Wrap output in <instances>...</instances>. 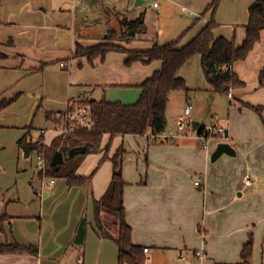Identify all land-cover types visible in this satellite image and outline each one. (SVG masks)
Returning <instances> with one entry per match:
<instances>
[{"label":"crops","instance_id":"1","mask_svg":"<svg viewBox=\"0 0 264 264\" xmlns=\"http://www.w3.org/2000/svg\"><path fill=\"white\" fill-rule=\"evenodd\" d=\"M255 1L221 0L213 17L212 10L206 11L214 0H0V53L6 55L0 59V102L16 99L12 106L18 105L28 93L40 87L43 96L34 98V103L44 104L38 109L46 118L44 125L48 126L41 128L39 140L44 134V142L50 145L60 133L49 114L54 116L65 111L83 92L94 99L106 95L110 101L133 104L141 95L138 86L161 68L160 61L150 65L137 62L127 67V54L117 52L109 53L104 61L96 59L93 65L86 58L65 62L75 51L76 43L85 47L96 45L110 30H104L103 36L93 37L80 32L81 25H95L104 14L102 11L112 10L111 7L120 10V14L121 10H127V15L123 13L121 18L128 20L144 15L147 34L131 44L119 42L128 50L137 51L148 50L156 43H170L185 34L179 43L183 47L213 17L217 23L215 36L235 40L240 46L245 40L250 7ZM168 13L177 17L170 27L163 23ZM55 64L64 71L55 68ZM62 64L67 67L63 68ZM263 69L264 30L247 59L233 66L245 87L233 90L232 97L213 91L203 74L200 55L179 71L189 91H181L185 93L180 103L183 108L173 118L180 120L187 105L192 104L191 120L202 121L210 116L213 123L228 132V138L219 135L211 139L207 149L200 134L193 130L181 138H176V132L165 131L157 141L150 139V132L115 139L111 155L123 143L128 151L123 165L127 183L123 203L126 221L133 229V243L149 250L146 264L166 259L200 264L201 250L205 251V264H239L243 262L241 251L250 236L254 237L252 264H264V110L260 115L243 106L264 107V79L260 80ZM177 94L172 92L169 96L168 117ZM199 96L204 102L200 105L205 107L203 110L198 105ZM24 129L25 134L19 141L29 129L30 133L29 144L23 146L39 141L32 140V125ZM47 133L51 135L49 140ZM173 137L175 143L167 142ZM223 142L233 147L235 156L224 153L212 161V154ZM34 151L31 146L29 157ZM102 157V154L95 155L92 166ZM76 173L81 176L79 169ZM112 173L111 162H105L96 174L95 194L86 197V205L91 201L94 206V199L100 200L105 195ZM198 178L201 186L195 184ZM10 183L0 178V216L9 217L4 229L0 228V244L38 247L39 254L0 253V264H91L93 245L102 262L109 261L110 255L118 251L115 241L98 234L95 206L88 233L90 244L85 249V240L81 245L75 244L84 216L83 205L73 216L75 203L83 200L82 194L76 191L81 186L71 187L66 180L65 186L61 184L48 193L43 188L27 190ZM107 215L102 213V219L108 220ZM115 221L110 222L113 236L119 230ZM88 224L86 218L85 237Z\"/></svg>","mask_w":264,"mask_h":264},{"label":"trees","instance_id":"2","mask_svg":"<svg viewBox=\"0 0 264 264\" xmlns=\"http://www.w3.org/2000/svg\"><path fill=\"white\" fill-rule=\"evenodd\" d=\"M221 0H214L206 12L212 10L213 17ZM250 20L246 26V37L242 45H237L235 40L224 37H216L214 34L217 23L214 18L207 26L188 44L179 47V43L185 34L177 40L167 44L156 43L148 50H128L122 44H131L139 37L147 34L148 28L145 16L135 20L127 18L120 19L121 29H111L103 40L93 46L85 47L76 43L75 51L65 62L73 59L86 58L93 65L96 59L104 61L111 52L127 54L125 65L130 67L134 63L150 65L155 61L161 62V68L151 77L146 79L138 88L141 95L137 102L126 104L121 101H110L106 95L100 99L93 100L92 96L83 100L91 109V117L94 120L92 131L79 130L58 135L50 145L30 143L33 150H38L46 157V167L41 170L39 177L46 176L66 178L69 186H86L92 177L77 175L76 159L90 154H102L101 165L105 161L112 164V180L105 195L100 200L94 199L95 221L97 232L103 238H110L118 246V264H146L147 256L144 248L137 246L132 241L133 229L126 221V212L123 203V190L127 183L123 178V165L128 155L124 143L111 155L113 142L118 137L144 136L149 132L151 140L157 141L168 126L167 106L169 96L172 92H188L186 81L179 76V71L195 56L202 58V69L213 91L221 95L229 96L233 90L245 87V83L234 72L233 66L239 61L246 60L261 39L264 30V0H256L250 7ZM122 43V44H119ZM6 55L0 53V59ZM264 79V69L260 80ZM16 99L3 100L0 102V113L10 107ZM244 107L253 109L262 115L264 107L243 104ZM49 118H53L51 114ZM29 132L19 141L21 146L29 144ZM203 135V131L199 133ZM109 136L108 142L104 144L105 138ZM217 136H208L209 140ZM155 138V139H154ZM168 140V141H167ZM169 142L171 139H167ZM175 143V142H174ZM86 147V153L69 156L74 148ZM62 152L65 158L63 165L52 166V158L56 152ZM93 176V175H92ZM54 179V178H53ZM110 196V197H109ZM119 202V203H118ZM102 213H107L116 218L115 223L119 230L117 236L111 235L109 230L103 226ZM7 216H0V228L4 229ZM199 233L202 230L199 228ZM30 252L39 254L38 247L23 246L19 243L0 244V253H22ZM254 252V237L241 251L242 263L252 264Z\"/></svg>","mask_w":264,"mask_h":264},{"label":"rangeland","instance_id":"3","mask_svg":"<svg viewBox=\"0 0 264 264\" xmlns=\"http://www.w3.org/2000/svg\"><path fill=\"white\" fill-rule=\"evenodd\" d=\"M157 3L159 4L161 2L157 1ZM111 9L112 10H107V11L103 10L102 12L104 14L102 15V17H99V20L97 21L95 25L92 24L88 27L81 25L79 31L86 35H90L93 37H99V36H103V31L106 29L120 30L121 24H120L119 18L122 19L121 17L123 13L124 15H127V10H124V11L121 10L122 14H120L119 12L120 10H115V7L113 8L111 7ZM85 13L86 11H84V14ZM176 19L177 17L174 14L170 15L168 13L166 17H164L163 23L166 27H170ZM57 67L59 68V70L64 71L62 70L59 64H55V68ZM53 78L54 76H51V79ZM178 95L181 96V100ZM184 95L185 93L183 92L181 93V91H178L177 98L175 99V102L170 106V109H169L170 117H168L167 115L168 126L166 129V132H169V131L172 133L176 132L177 133L176 138H181L183 135H185V133L192 132V128L181 130L179 126V121H180L179 118H173V117H177L180 115V109L183 108V105H181L180 103L182 102ZM37 96H43V95H40V87H36L34 91H32L31 93H28L26 95L27 98L25 97L22 101H20L19 102L20 104L12 106L15 103L14 102L11 105L12 107L10 106L11 108L8 107L7 110L5 109V111L1 112L0 114V178H2V180H10L11 182L10 184L14 185L13 187H17V188L19 187L21 189H27V190L32 189V188L41 190L43 188L44 192L51 193L54 187H57L61 184L65 186L66 178L46 176L44 177V179H41L38 175L42 169V167L38 164L39 157H40L38 150H35L31 157H26L25 151H24L25 146L21 147L18 143L22 135L25 134L26 130L24 129V127L30 126V125L34 127V129L31 132L33 139L32 138L31 139L34 140V142H36L39 140L41 136V131H40L41 128L46 125V124L44 125V121L46 120V118L44 119V114L41 113V109H38V107L43 108L44 104L39 102L37 105H35L36 103H34V98H37ZM46 96L49 98L48 92L46 93ZM198 98H199L198 105L200 109L203 110L205 107L200 106L202 103H204V102H201L202 96H199ZM191 106L192 108H194L192 104ZM205 116H208V114ZM207 118L208 119H202V121H198V120L197 121L203 124L204 126L212 124L213 119L210 118V116H208ZM53 119L55 120L56 129L58 130V133H60L62 129V126H61L62 123L57 118L56 113L54 114ZM46 126H48V124ZM43 135H42V138L36 143H40L42 145L46 144L44 142ZM46 137L49 140L51 135H48L47 133ZM115 143H116V140H114L113 144L115 145ZM79 155H82V154H79ZM95 155H100V154H90L84 157H79L75 161L77 165V169H79V173L81 176L92 177L90 182L85 187L83 186L82 188H79L81 190H76L77 192L79 191V193L82 194L83 200L81 203H75V208L73 209V216H74L75 211L79 213L83 205L84 206L83 207L84 216L82 217V219L87 218L89 222V224L86 227V237H85L86 239L84 243V249L85 247H87L88 244H90L88 233L91 230L90 222L94 221L93 203L90 201L86 205V203L84 202L86 201V197H88L89 195L93 196L95 194V189L93 185L95 182V178L97 177L96 174H98V170L102 168V165L105 162H109V161H105L101 165L102 160H99L97 164L95 165V167H93L92 162L94 160L93 157ZM53 178L56 180V183H57L56 186L55 184L52 186L49 185L51 179ZM67 192H70V191L67 190ZM67 192H64V194L68 195ZM109 200L111 199L109 198ZM109 200L107 199V200H100V201L101 202L104 201L103 203H107L109 202ZM106 218H108V220H105L104 218L103 226L105 227V230L107 229L111 231L110 222H112L116 218L112 215H107ZM114 229H116V227ZM114 229L112 228V232H114ZM91 248H93L94 250V252H90L91 253L90 263L91 264H118L117 249H116V252H113L110 255L109 261L105 259L102 262L101 261L102 256H100V253H97V247L93 245L91 246ZM156 264H183V263L170 262L169 260L166 259L165 261L162 260V261L157 262Z\"/></svg>","mask_w":264,"mask_h":264},{"label":"built area","instance_id":"4","mask_svg":"<svg viewBox=\"0 0 264 264\" xmlns=\"http://www.w3.org/2000/svg\"><path fill=\"white\" fill-rule=\"evenodd\" d=\"M63 68H66L67 66L65 64H62ZM232 97V93L229 95ZM87 94L81 93L79 94L78 98L76 100H72L67 109L65 111L57 112L56 116L62 123V134L69 133V132H76L79 130L84 131H92L94 128V120L91 117V109L89 105H87L85 102H83L84 99H86ZM192 106L189 104L187 105L184 117L180 119L179 126L181 130L190 129L192 128V121H191V112H192ZM203 135H201V138L204 140V148H208L209 139L206 138L208 136H219V135H225V128L218 126L214 123L206 125L202 129ZM201 131V132H202ZM184 136V135H183ZM155 139V138H154ZM170 143L175 142V138H170ZM40 154V153H39ZM38 164L42 167L41 170H44L46 167V157L44 154H40ZM50 185L55 184V180L51 179ZM197 186H201V180L198 178L195 182ZM204 235V234H203ZM145 253H147L149 250L145 249ZM198 259L201 264H205V251L201 250L198 253Z\"/></svg>","mask_w":264,"mask_h":264},{"label":"water","instance_id":"5","mask_svg":"<svg viewBox=\"0 0 264 264\" xmlns=\"http://www.w3.org/2000/svg\"><path fill=\"white\" fill-rule=\"evenodd\" d=\"M94 101L96 99H93ZM204 125L199 123L198 121H192V130L194 132H197L198 134L202 131ZM225 137L228 138V132H225ZM24 151H25V156L29 157L31 154V146H25L24 147ZM86 153V147H79V148H74L70 151L69 156H74L76 154H84ZM228 154L231 156H235V150L233 149V147L229 144V143H220L217 146V149L214 151V153L212 154V161H216L217 159H219L223 154ZM65 163V158L62 152H56L55 155L52 158V166H57V165H63ZM85 224H86V219H82L78 231H77V235L75 237V244L77 245H81L84 243L85 240Z\"/></svg>","mask_w":264,"mask_h":264}]
</instances>
